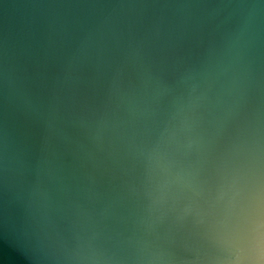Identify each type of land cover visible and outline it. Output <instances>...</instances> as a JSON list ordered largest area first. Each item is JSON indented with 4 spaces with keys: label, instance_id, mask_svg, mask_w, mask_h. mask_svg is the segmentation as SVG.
Returning <instances> with one entry per match:
<instances>
[{
    "label": "water",
    "instance_id": "1",
    "mask_svg": "<svg viewBox=\"0 0 264 264\" xmlns=\"http://www.w3.org/2000/svg\"><path fill=\"white\" fill-rule=\"evenodd\" d=\"M0 264H264V0H0Z\"/></svg>",
    "mask_w": 264,
    "mask_h": 264
}]
</instances>
